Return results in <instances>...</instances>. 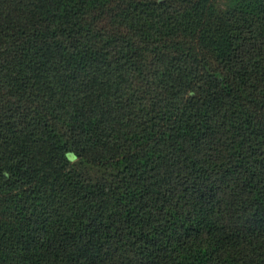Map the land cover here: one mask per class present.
<instances>
[{
    "label": "trees",
    "instance_id": "obj_1",
    "mask_svg": "<svg viewBox=\"0 0 264 264\" xmlns=\"http://www.w3.org/2000/svg\"><path fill=\"white\" fill-rule=\"evenodd\" d=\"M0 264H264V0H0Z\"/></svg>",
    "mask_w": 264,
    "mask_h": 264
}]
</instances>
